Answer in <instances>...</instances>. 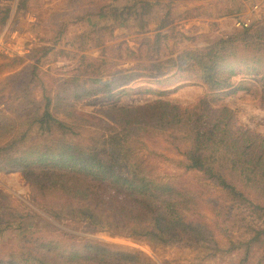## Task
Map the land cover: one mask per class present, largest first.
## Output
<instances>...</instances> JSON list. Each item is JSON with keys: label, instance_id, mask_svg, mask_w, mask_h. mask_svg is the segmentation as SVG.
<instances>
[{"label": "trees", "instance_id": "1", "mask_svg": "<svg viewBox=\"0 0 264 264\" xmlns=\"http://www.w3.org/2000/svg\"><path fill=\"white\" fill-rule=\"evenodd\" d=\"M152 6L146 0H132L122 8L102 9L97 15L106 24L93 30L96 45L110 43L108 35L133 28V22L139 23L136 32L146 34L143 17ZM166 7L167 17L171 9ZM162 24L161 28L168 25ZM168 38L159 32L144 37L137 52L126 48L125 60L139 63L133 69L116 71L110 60H88L82 85L77 75L58 84L55 91L42 87V101L29 95L32 77L21 89L22 98L11 104L16 82L0 78V173H21L34 202L57 219L78 210L81 221L112 236L150 244L208 245L211 235L199 218L201 203L190 189L155 175L152 157L164 156L153 150L164 140L181 157L177 165L185 173H203L229 192L225 200L248 199L253 177H264V136L238 127L222 101L228 94L251 92L253 83L260 81L259 106L264 110V20L176 57L164 54ZM49 53L45 49L44 56ZM173 71L204 87V95L194 105L184 107L166 100L169 92H158L157 100L141 106L111 104L101 117L74 111L82 98L111 94L144 75L157 80ZM239 76L245 78L238 80ZM10 209V196L0 192V234L15 222L22 231L26 219L16 220ZM32 215L43 224L28 226L31 232L18 241L3 243L0 264H149L139 252L90 242L69 244L71 235L63 232L59 238L55 225L40 214ZM261 238L264 230L244 244L247 254ZM257 262L264 264V255Z\"/></svg>", "mask_w": 264, "mask_h": 264}, {"label": "rangeland", "instance_id": "2", "mask_svg": "<svg viewBox=\"0 0 264 264\" xmlns=\"http://www.w3.org/2000/svg\"><path fill=\"white\" fill-rule=\"evenodd\" d=\"M146 2L153 5L152 11L143 17L146 34L136 32L135 26L139 23L133 22V28L116 29L113 35H108L111 42L100 46L96 45L98 37L93 38V30L106 22L100 21L97 13L105 8H122L132 4V0H0V78H13L18 88L11 93V104H17L22 98L19 96L21 89L32 77L34 81L28 88L29 95L37 101H42V87L55 91L58 84L77 75L80 76L78 84L82 85L86 81L83 78L84 62L88 60H110L116 64V71L133 69L139 63L126 61L124 50L129 48L137 52L144 37H154L159 32L169 37L164 54L176 57L185 50L207 47L236 30L244 29L238 26L239 23H247L250 27L264 20V0ZM167 5H170L171 15L166 17ZM3 18L6 20L2 23ZM163 22L168 23L165 28H161ZM45 49L50 53L44 56ZM122 54L124 58L120 59ZM243 78L245 76H239L238 80ZM253 84L251 92L228 94L222 104L233 112L238 127L264 136V110L259 106L263 83L256 81ZM158 92H169L166 100L187 107L194 105L204 95L205 89L197 82L186 81L183 75L178 76L177 71L157 80L144 75L111 94L101 93L76 101L74 111L82 116L101 117L102 111L111 104L141 106L157 100ZM160 141L159 149L151 147L164 156L152 157L155 175L195 194L201 203L199 218L211 235L210 243L205 247H190L178 241L150 244L98 232L80 220L78 210L57 219L34 202L31 188L21 173H0V192L10 196L9 211L16 220L21 216L26 219L21 223L22 231L17 229L18 223L15 222L0 234V246L10 240L18 241L37 224L40 227L43 222L36 221L32 215L36 213L60 230L57 232L59 238L63 232L71 235L73 238L66 241L69 244L90 242L139 252L149 264H257L264 255V238L252 244L249 254L244 244L264 230V177H253L248 199L229 196L225 200L229 194L227 190L207 180L201 172L185 173L177 165L181 157L170 151L164 140ZM234 185L239 186V183ZM28 213L30 216L26 218Z\"/></svg>", "mask_w": 264, "mask_h": 264}, {"label": "built area", "instance_id": "3", "mask_svg": "<svg viewBox=\"0 0 264 264\" xmlns=\"http://www.w3.org/2000/svg\"><path fill=\"white\" fill-rule=\"evenodd\" d=\"M238 26H239V27H243V28H247V27H249V24H247V23H241V24H240V23H239ZM14 37H15V35H13V38H14Z\"/></svg>", "mask_w": 264, "mask_h": 264}]
</instances>
